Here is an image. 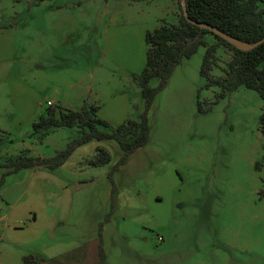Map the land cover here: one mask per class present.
Instances as JSON below:
<instances>
[{
    "label": "rangeland",
    "instance_id": "rangeland-1",
    "mask_svg": "<svg viewBox=\"0 0 264 264\" xmlns=\"http://www.w3.org/2000/svg\"><path fill=\"white\" fill-rule=\"evenodd\" d=\"M178 13L177 0H0V124L14 138L0 132V170L6 157L28 153L25 146L52 156L77 135L61 127L41 137L32 123H13L10 89L37 91L41 112L46 98L77 108L100 91L107 107L131 102L128 119L137 120L143 99L131 71L144 63L145 31L175 22ZM110 30L118 32L114 52L105 51ZM203 53L201 46L174 68L149 110L148 142L125 164L110 173L119 148L94 141L110 152L109 164H88L95 154L89 144L69 160L74 169L59 174L66 182L59 196L72 200L65 232L79 230V216L85 237L100 234L107 264H264V166L255 168L263 101L243 86L217 98L219 89L205 88L199 73ZM230 58L220 45L211 73L223 75ZM6 176V186L19 177ZM25 192L16 214L30 207L42 216L45 191Z\"/></svg>",
    "mask_w": 264,
    "mask_h": 264
},
{
    "label": "trees",
    "instance_id": "trees-1",
    "mask_svg": "<svg viewBox=\"0 0 264 264\" xmlns=\"http://www.w3.org/2000/svg\"><path fill=\"white\" fill-rule=\"evenodd\" d=\"M177 2L179 13L175 22L145 31V64L141 72L133 76L143 99V109L138 119H126L113 126L97 115L98 106L94 103L84 101L77 109L48 104L37 120L32 122L33 132L40 133L43 137L55 128L66 127L76 128L77 135L50 157L33 156L27 152L6 157L1 166L10 170L1 174L0 185L6 175L22 169L41 166L50 170L56 169L78 146L93 140L114 141L117 144L119 156L112 163L110 173L125 164L133 152L148 142V113L155 96L167 86L174 68L183 59L190 58L201 46L204 47V53L199 73L205 80V88L217 87L219 91L216 96L221 98L243 86L255 90L264 105V40L248 50L238 49L209 29L190 23L184 16L181 0ZM185 5L190 19L210 24L240 40L252 42L264 37V0H185ZM206 35L212 36L211 42L205 39ZM220 45L231 51V58L224 74L214 76L211 71L216 50ZM152 80H157L155 86L150 85ZM197 108L202 111L200 101H197ZM259 124L264 137V108L259 116ZM1 141L0 138V144ZM111 161L110 152L99 145L95 147V154L86 160L94 166H104ZM262 166L264 145L261 158L255 162L256 169H261ZM113 192L112 187L111 196ZM260 194L264 196V188ZM38 263L39 260L34 255H26L22 260V264ZM97 264H107L100 234Z\"/></svg>",
    "mask_w": 264,
    "mask_h": 264
},
{
    "label": "crops",
    "instance_id": "crops-1",
    "mask_svg": "<svg viewBox=\"0 0 264 264\" xmlns=\"http://www.w3.org/2000/svg\"><path fill=\"white\" fill-rule=\"evenodd\" d=\"M141 32L142 31H140V33ZM116 33L118 32H113L112 30L105 33V51L114 52L115 44L119 43L118 41L113 42L112 40V37ZM108 46L109 49L107 48ZM109 57L115 59L113 55ZM144 64L145 60L140 68L131 69V73L139 74ZM10 94L15 95L12 97V104L10 107L12 113H8V116H11V120L13 119V123L28 125L35 120L37 115L42 113L41 107L43 101L42 98L38 96L37 91L33 89H10ZM86 101L97 105V115L113 126L119 125L125 119H128L127 110L131 102L129 103L125 99H123L121 106L118 104L116 107L113 105L107 107L105 102H103L100 91H95L90 96L86 97ZM48 102H51L50 105H61L70 109H77L82 105L79 104V107L72 108L65 102L62 104H55L53 99L46 98L47 105ZM1 117L0 114V119ZM1 126L0 124V132H5L8 137L7 140L13 142L14 138L11 136L12 134H10L8 130L1 128ZM55 129L51 130L45 137ZM42 141H40V143ZM94 141L95 140L78 146L68 159L56 169L50 170L42 166L32 167L9 173L6 176V178L11 179L13 176L19 175V177H13V180L9 181L7 186L5 185V181H3L0 186V190L5 189L8 195V197L5 198L3 197L5 193L0 192V264H22L23 257L26 255H34L37 257L39 260L38 264H97L99 258V237L96 238L94 236L91 240L88 236L85 237V229L83 227V229H81L78 226L80 225L79 216L74 218V223H76L75 227L79 230L73 232L71 235L65 232L64 222L67 218L66 213H69L71 209L72 200L59 196V190L63 189L64 184H66L59 174L67 168L68 170L71 168L72 170L74 169L75 164L68 165L70 164L68 162L72 158L74 152L80 148H84V146L91 144L92 149L95 151L97 144L92 143ZM60 149L62 148H55L54 151L56 152ZM22 150H28V154L33 156L48 157L51 155L44 154L34 145L25 146ZM20 151H17L16 154L20 153ZM117 153L119 156L118 150ZM7 170H10V168L0 170V176ZM78 183H81L80 180ZM33 189L45 191L46 194L42 193L39 199V204L46 207L45 213L39 216L34 209L28 207L25 210L23 209L21 213L16 214L17 209L15 207L19 199L23 197L22 194L26 193L25 191L27 190ZM50 190H52V192H50ZM66 235L73 240L71 247L64 246L65 242L68 241L65 240Z\"/></svg>",
    "mask_w": 264,
    "mask_h": 264
},
{
    "label": "water",
    "instance_id": "water-1",
    "mask_svg": "<svg viewBox=\"0 0 264 264\" xmlns=\"http://www.w3.org/2000/svg\"><path fill=\"white\" fill-rule=\"evenodd\" d=\"M181 2H182L184 16L190 23H193V24H196L200 27H205V28L209 29L213 33H215V34L219 35L220 37H222L223 39L227 40L229 43H231L234 47H236L238 49L248 50V49L258 45L260 42H262L264 40V37H262L261 39H259L257 41H252V42L240 40L236 37H233V36L223 32V31L217 29L216 27H214L210 24H207L204 22H196V21H194L188 17V14L186 11L185 0H181Z\"/></svg>",
    "mask_w": 264,
    "mask_h": 264
},
{
    "label": "built area",
    "instance_id": "built-area-1",
    "mask_svg": "<svg viewBox=\"0 0 264 264\" xmlns=\"http://www.w3.org/2000/svg\"><path fill=\"white\" fill-rule=\"evenodd\" d=\"M48 104L50 105V104H51V102H48Z\"/></svg>",
    "mask_w": 264,
    "mask_h": 264
}]
</instances>
